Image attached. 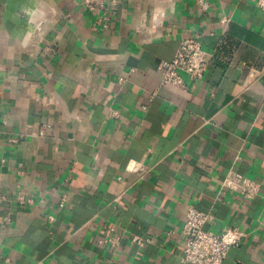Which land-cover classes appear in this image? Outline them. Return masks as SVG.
<instances>
[{
  "label": "crops",
  "instance_id": "0c3cea01",
  "mask_svg": "<svg viewBox=\"0 0 264 264\" xmlns=\"http://www.w3.org/2000/svg\"><path fill=\"white\" fill-rule=\"evenodd\" d=\"M206 1L0 0V264H183L189 206L244 232L222 264H264V9ZM194 34L202 78L162 84L159 62ZM229 172L259 194L221 187ZM103 223L114 251L95 245Z\"/></svg>",
  "mask_w": 264,
  "mask_h": 264
},
{
  "label": "built area",
  "instance_id": "2783aa9c",
  "mask_svg": "<svg viewBox=\"0 0 264 264\" xmlns=\"http://www.w3.org/2000/svg\"><path fill=\"white\" fill-rule=\"evenodd\" d=\"M195 4L199 12H203L208 8L206 0H195ZM84 5L87 9L93 10L91 0H84ZM256 5L264 9V0H256ZM227 21L226 17L219 19V23L222 25H225ZM207 56L208 53L203 49L198 34L181 38L172 57L160 61L157 66L160 82L182 86V74L190 78H202L208 68ZM111 114L118 116L116 111H112ZM128 168L132 171L140 170V167L135 164H130ZM220 186L236 192L245 200L255 198L260 192V186L257 182L236 172H229L221 180ZM16 201L23 206L31 203L32 200L23 194H18ZM65 202L66 196L63 194L60 196L58 206L63 207ZM54 219L52 214L46 216V221L49 223ZM208 221V212L193 206L186 208L180 226L181 239L179 242L183 264H222L227 252L237 247L245 236L244 232L237 226L225 227L221 231L215 232L207 226ZM259 224L261 228H264V217H262ZM150 242H152L151 237L136 235L129 240L130 244L138 247ZM120 243L121 234L117 232L114 225L103 223L97 228L95 245L98 247H103L106 251H114L120 246ZM109 263L110 259L93 262V264Z\"/></svg>",
  "mask_w": 264,
  "mask_h": 264
}]
</instances>
